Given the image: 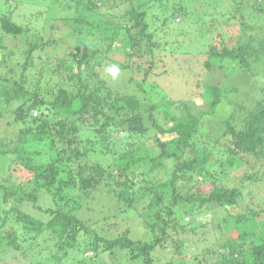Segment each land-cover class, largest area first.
Here are the masks:
<instances>
[{
    "label": "trees",
    "instance_id": "trees-1",
    "mask_svg": "<svg viewBox=\"0 0 264 264\" xmlns=\"http://www.w3.org/2000/svg\"><path fill=\"white\" fill-rule=\"evenodd\" d=\"M6 1L0 0V257L20 253L29 264H88L99 254L136 264H264V185L253 190L264 180V88L241 119H226L224 141L212 145L200 134L205 116L217 114L230 91L223 80L214 81L215 71L227 79V71L239 67L264 78L261 22L242 15L240 33L205 43L220 29L216 16L226 17L219 23L234 20L230 11L243 14L244 0H201V13L191 0H45L35 17L40 29L15 14L21 2L2 10ZM180 14L204 39L198 50L180 54H189L187 63L167 52L169 32L162 37L156 28L159 20L173 28ZM10 36L24 37L14 65L10 56L2 59ZM116 52L128 58L116 65L136 83L135 92L110 85L100 71ZM170 55L186 63L187 98L147 84L166 72ZM133 62L142 79L133 77ZM150 135L151 148L143 153ZM238 160L249 172L231 186L226 173ZM161 168L169 173L165 180L154 178ZM200 181L208 188L196 189ZM43 193L54 207L42 206ZM99 194L110 203L90 213L104 198ZM246 195L252 202L244 207ZM27 203L47 220L25 210ZM212 205L243 210L218 215ZM94 212L101 215L92 217L96 221ZM209 213L210 230L199 232L206 223L195 224ZM138 229L145 236L135 237ZM214 231L222 236L216 242L207 238ZM88 249L93 257H76Z\"/></svg>",
    "mask_w": 264,
    "mask_h": 264
},
{
    "label": "rangeland",
    "instance_id": "rangeland-1",
    "mask_svg": "<svg viewBox=\"0 0 264 264\" xmlns=\"http://www.w3.org/2000/svg\"><path fill=\"white\" fill-rule=\"evenodd\" d=\"M19 1L21 2V5L19 6V9L16 11V15L19 16L20 20L23 21L22 23H29L30 26L32 28H41L40 25L37 24V19L35 20V17L37 16H41V13L39 12V10H42L43 7L46 4L45 0H10V2L5 3V5H1L2 6V10L6 9V8H14L13 5L17 4L16 2ZM35 2V3H34ZM172 2H174V0L170 1V4H172ZM245 5L243 8V11L241 14L240 11L237 10L236 7H234L231 11H230V16L232 18H234V20H231L227 23H219V22H224V18H226L225 16L223 17V19L221 20L220 16L217 15V19L218 21V26L220 27V29L218 30H214L210 35L211 36H206L205 38V43L209 42H217L218 40H220V37L222 38L223 36H226V39L231 38L233 36H236L238 33H240V28H241V16L243 15L245 17V21L249 22V23H259L261 22V24L264 27V0H244ZM189 5V4H188ZM190 5H192V7L196 10H198L199 13H201L202 9H203V3L201 0H191ZM205 13V12H203ZM209 18L206 20L207 24H210L213 20L212 16H211V12L209 13ZM173 24L171 26L172 27H167V24H160L161 20L158 21L157 23V27L156 28H160V35L163 37H165V35H167L168 33V41L172 40L171 45H168L166 50L168 51H173L178 53L177 57L181 56L180 54L182 52L185 53H192L193 51L198 50V48L200 47V44L204 43V39L202 37H198L196 35V33H192L191 31V27L189 26L190 23H192V19H190L188 17V15H177L176 17L173 18ZM216 20V19H215ZM59 21V22H58ZM56 23L57 25H62V27H65V23H62L61 20H58ZM260 25V24H259ZM262 27V28H263ZM172 28V29H171ZM190 30V31H189ZM264 31V28H263ZM175 40L177 41V44L179 43V47L175 44ZM23 41H24V37L23 36H19V37H7L6 38V42L8 44V49L6 51V55L2 54V59L4 58V56L7 58V56H10V58L8 59L9 64H13L14 62H16V60H19L22 57V53L21 50L23 48ZM189 53V54H190ZM188 54V55H189ZM12 55V56H11ZM187 54H185V56H181V59L186 60V63L189 62V59L187 58L188 56ZM174 56V55H172ZM186 58V59H185ZM127 56L123 53L120 52H116L114 54L111 55L110 59H108L106 61V63L104 64L103 68L100 69V71H102L101 73H103L104 77H106V79L108 80L109 84L114 86V87H120L123 89L124 86L129 85L130 86V91L135 92L136 91V83H130L127 82V76L124 74V72L120 71V74L118 76V78L116 79H112L110 76H108L104 69L106 66L108 65H112V64H116V63H120V62H124L125 60H127ZM181 63L178 59H174L171 57H168L166 60V64H164V69H166V72L164 74H161L157 77L156 81H154V77H151L148 80V86L151 87L149 84H153V82H156L157 84H154L156 87H154L155 91H160V93H164V94H168L170 97L174 98V99H179V98H187V96L189 95V91H188V85L190 84V78H189V73H186V71L188 70H182L181 67H183V65L186 64ZM132 64H134V69H133V77L135 75L136 79H142L143 75L142 72L139 73L137 71V66L135 64V62H133ZM99 70V69H98ZM222 71V70H221ZM219 71H215L214 75H213V79L216 83H218V80L220 81H224V85H227L228 88H230V91L227 92L226 96L227 98H225L224 100V104L220 106L218 113L215 115H211V116H205V118L203 119V123L202 126L200 128V134L203 135L204 137L213 140L214 142L212 143V145H214L215 143H217L218 141L223 140L224 141V136L223 135V131L225 129V121L227 118H229V116L231 114H235L236 119L239 120L241 119V117L244 115V111L247 110L248 108H246V105L248 106H252L255 103V100H258V98H260L261 96H263V91L261 88H264V78H262V76H257L255 78H252L251 76L247 75L241 68L238 67V69H229L227 71V79H224V75L222 72ZM197 72V71H196ZM194 76V75H192ZM222 81V82H223ZM188 83V84H187ZM127 84V85H126ZM262 84V85H261ZM148 87V88H149ZM233 90H231V88H233ZM153 88H149L148 90V95L152 96L154 101H157L154 97V91ZM156 91V92H157ZM188 91V92H187ZM164 94H159V98L164 97ZM164 101V99H163ZM239 123V122H237ZM241 123V122H240ZM239 123V124H240ZM152 135V134H151ZM150 136L146 137V143L148 144V146H145L143 148V153L145 151L146 148H151L150 146L152 145V142L150 140ZM220 145L217 144L216 148H218ZM106 160H110V158H106ZM238 166L235 169H232L231 172L226 173L227 177L229 178L230 182L229 183L231 186H238L241 184L242 182V174L243 173H248L249 169L248 167H246V165L241 161L238 160L237 161ZM169 176V173H167L166 170H163V168L161 169H156V171L154 172V178L159 179V180H165L167 179ZM262 176H264V168L262 170ZM224 177V175H223ZM202 181V179H200ZM200 181V183H198L196 185V189L200 188L202 186L203 189H207L208 187L205 186V184L203 185L202 182ZM263 183H261L258 187L254 186L253 190L256 191V189L262 187L264 185V180H262ZM188 189V188H187ZM187 189L185 190V193H187ZM77 194L81 195L82 191L80 190H76L75 191ZM263 192V191H262ZM44 197V198H42ZM100 197H104L101 194H99L98 199ZM41 203L43 204L42 206L46 207H54L56 205V202L52 199L51 196H46V193H43L41 195ZM258 198L256 197L257 201ZM100 203H98V201L96 202V204H93L92 207L93 209H88L89 212L91 213L92 211H100L103 210L104 205H108L110 203V201H107V199L104 198H100L99 200ZM251 197L249 195H246L245 198H241V205H244V207L246 206L247 203H251ZM25 210H28L30 213H35L39 218H43L45 220H47L48 216L44 213L41 212H35V208L32 207V204H24L23 205ZM212 210L215 211L216 213L218 212V215H222V214H227L230 212H238L240 210H243L242 208H238L237 210H226L223 208H220L219 210L217 208H215L212 205ZM40 214V216L38 215ZM91 216V217H90ZM90 219L92 221H96L95 216H101L99 215V213L94 212L93 215H90ZM213 219V214L209 213V214H202L200 219H198V222L195 225H198L199 223H206L204 224L205 226L203 228H199V232L200 230H204L206 228H211L212 224L210 223V221ZM111 221V220H110ZM117 222H119V226H125L128 222H126V218L124 216H119L116 220ZM106 227V225H105ZM234 227V226H232ZM218 228V227H217ZM106 229V228H105ZM109 229H106V232H108ZM104 232V233H106ZM206 232H209L206 230ZM211 232V231H210ZM236 231L234 230V233ZM112 233V232H111ZM116 234V233H115ZM218 234V236H217ZM207 235V234H206ZM138 236H145L144 231L139 230L137 231V234H135V237ZM216 237H220L221 233L220 232H216L214 231V233H209L207 238H210L209 240H211L212 242H216ZM208 240V244L210 245V242ZM82 241H84V239H82ZM47 244L46 242H43V245ZM208 245V246H209ZM16 253V252H15ZM92 251L90 249L85 250L82 253H79L77 251L76 257H93L92 256ZM12 254V253H11ZM49 252L46 251V255H48ZM17 255V257L15 258V256ZM45 255V258H46ZM94 255V254H93ZM119 257H122V255L120 256V254L118 255ZM107 258V259H106ZM209 259L210 256L208 257ZM22 259V261H21ZM42 259V257H38V260ZM120 258H114L111 261V257H107L104 256L102 254H99L97 258H93V260L91 259L90 261H88V264H136V263H121L119 261ZM44 260V259H43ZM73 260V259H70ZM76 259H74L73 262H75ZM104 260V261H102ZM29 264L28 260L26 259L25 256H22L20 253H16L15 255H11L8 256L6 253H3L0 257V264ZM192 263V262H191Z\"/></svg>",
    "mask_w": 264,
    "mask_h": 264
},
{
    "label": "clouds",
    "instance_id": "clouds-1",
    "mask_svg": "<svg viewBox=\"0 0 264 264\" xmlns=\"http://www.w3.org/2000/svg\"><path fill=\"white\" fill-rule=\"evenodd\" d=\"M105 73L110 76L112 79L118 78L120 74V67L116 64L108 65L104 69Z\"/></svg>",
    "mask_w": 264,
    "mask_h": 264
},
{
    "label": "built area",
    "instance_id": "built-area-1",
    "mask_svg": "<svg viewBox=\"0 0 264 264\" xmlns=\"http://www.w3.org/2000/svg\"><path fill=\"white\" fill-rule=\"evenodd\" d=\"M36 114V113H35Z\"/></svg>",
    "mask_w": 264,
    "mask_h": 264
}]
</instances>
